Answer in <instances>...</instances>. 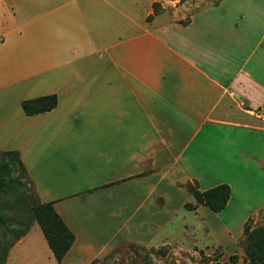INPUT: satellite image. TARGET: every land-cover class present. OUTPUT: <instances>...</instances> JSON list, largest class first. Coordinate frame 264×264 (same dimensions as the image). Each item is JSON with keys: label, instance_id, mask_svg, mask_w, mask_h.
I'll use <instances>...</instances> for the list:
<instances>
[{"label": "crops", "instance_id": "obj_1", "mask_svg": "<svg viewBox=\"0 0 264 264\" xmlns=\"http://www.w3.org/2000/svg\"><path fill=\"white\" fill-rule=\"evenodd\" d=\"M153 6L0 0V151L20 153L75 234L57 264L157 242L194 202L190 182L230 187L222 212L186 211L226 249L264 210V0H221L185 23ZM49 95L56 108L25 114Z\"/></svg>", "mask_w": 264, "mask_h": 264}, {"label": "trees", "instance_id": "obj_2", "mask_svg": "<svg viewBox=\"0 0 264 264\" xmlns=\"http://www.w3.org/2000/svg\"><path fill=\"white\" fill-rule=\"evenodd\" d=\"M57 104V96L49 95L25 100L21 106L27 116H34L53 110ZM28 182L31 183V179L20 153L15 150L0 151V227L5 226L4 237L0 238V264H6L9 251L27 235L33 222L39 225L55 260L61 263L75 243V234L53 203H42L39 200L31 203L29 193L32 189L27 185ZM183 187L194 199V202L184 205L186 211H195L200 205H204L213 212L220 213L231 199L228 185H219L206 191L200 190L197 182L187 183ZM6 195L11 198H5ZM5 209L13 210V217L9 218ZM250 222L251 219L245 224L240 245L246 261L250 264H264V227L253 228ZM12 225L14 227L10 228ZM237 258L235 255L230 260L236 263ZM96 262L98 260L91 264Z\"/></svg>", "mask_w": 264, "mask_h": 264}, {"label": "rangeland", "instance_id": "obj_3", "mask_svg": "<svg viewBox=\"0 0 264 264\" xmlns=\"http://www.w3.org/2000/svg\"><path fill=\"white\" fill-rule=\"evenodd\" d=\"M153 1L154 12L167 13L185 23L195 12L217 5L221 0ZM27 185L32 189L29 193L31 203L33 200L40 201L32 182H28ZM8 197L11 198L9 195L5 196V198ZM5 210L9 218L13 217V210ZM250 226L264 227V210L251 218ZM12 227L14 226L10 228ZM169 227L170 230L164 232L166 236L157 239V242L148 245L122 243L95 264H250L245 260V254L240 245L243 237L237 248L226 249L215 241L213 234L204 223L198 222L194 215L186 210H182L178 217H174L173 224ZM29 231L23 243L15 245L9 251L6 264H57L48 249L39 225L33 222ZM4 233L5 226L2 225L0 238L4 237ZM235 255L238 258L236 263H233L230 258Z\"/></svg>", "mask_w": 264, "mask_h": 264}, {"label": "built area", "instance_id": "obj_4", "mask_svg": "<svg viewBox=\"0 0 264 264\" xmlns=\"http://www.w3.org/2000/svg\"><path fill=\"white\" fill-rule=\"evenodd\" d=\"M260 115H262L264 117V113L263 114H260Z\"/></svg>", "mask_w": 264, "mask_h": 264}]
</instances>
